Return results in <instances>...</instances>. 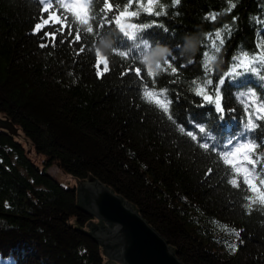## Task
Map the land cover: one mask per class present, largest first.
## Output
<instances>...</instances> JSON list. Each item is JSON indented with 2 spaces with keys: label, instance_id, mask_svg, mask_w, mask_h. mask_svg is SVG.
<instances>
[{
  "label": "trees",
  "instance_id": "trees-1",
  "mask_svg": "<svg viewBox=\"0 0 264 264\" xmlns=\"http://www.w3.org/2000/svg\"><path fill=\"white\" fill-rule=\"evenodd\" d=\"M75 2L0 0V120L21 135L0 126V264L107 261L99 241L69 225L76 217L85 229L97 217L76 205L77 185H63L53 166L76 179L88 170L134 203L184 264H264V205L244 173L225 162L235 153L228 160L248 168L264 191V0H152L150 14L149 0H108L112 10L104 0H81L94 28L87 35L89 25L62 7ZM120 11L138 14L120 18L125 31L147 34L138 62L112 23ZM50 17L37 33L35 24ZM56 29L54 40L45 37ZM77 32L81 40L73 43ZM220 79L224 120L214 105L198 106L203 95L215 100ZM145 91L163 93L156 98L170 101L169 111ZM249 118L258 125L252 131L245 130ZM241 132L239 143L258 144L248 153L260 157L255 172L246 150L236 152Z\"/></svg>",
  "mask_w": 264,
  "mask_h": 264
},
{
  "label": "water",
  "instance_id": "water-1",
  "mask_svg": "<svg viewBox=\"0 0 264 264\" xmlns=\"http://www.w3.org/2000/svg\"><path fill=\"white\" fill-rule=\"evenodd\" d=\"M0 126L18 134L8 118L0 120ZM25 141L28 144L27 138ZM87 172L88 177L77 178L76 205L97 219H90L85 229L77 224L76 217L68 221L71 227L99 241L103 254L108 256L105 264H184L177 256V248L143 217L134 203Z\"/></svg>",
  "mask_w": 264,
  "mask_h": 264
},
{
  "label": "snow or ice",
  "instance_id": "snow-or-ice-1",
  "mask_svg": "<svg viewBox=\"0 0 264 264\" xmlns=\"http://www.w3.org/2000/svg\"><path fill=\"white\" fill-rule=\"evenodd\" d=\"M94 2H95V0H93V3ZM127 2H128V0H126V3ZM179 2H180V0H175L176 4H179ZM62 7L65 8V9H68L70 12H72L73 16H74V19L76 21H78L80 24L89 25L87 27V29H86L85 35L91 34V33L94 32V28L90 24V12H89V5L88 4L81 2V0H76L75 3L63 4ZM233 7H234V5H233ZM104 8H105V10H112V4L110 2H108V0H104ZM152 10H153L152 9V0H149L148 7L145 8L144 11L146 13L150 14L152 12ZM44 11H48V8L45 7ZM137 15L138 14L135 11L130 12V13L127 12V11H120L119 15L117 17L113 18L112 23H114L115 25H119V29H118L119 33L122 34V36L124 38H126V40L131 41V43H126L125 47L130 49V50H132V60L138 62V53H137L136 50L139 49V52L143 53L148 48V37H147V34L145 33V34H141V35L137 36L135 31H125V27L126 26L121 23V19H120L121 17H125V16L136 17ZM156 15L159 16L160 13H156ZM51 19H52V17H50L48 20H44L43 23H36L35 24V31L37 33H39L41 31L43 25L49 24ZM212 19L214 20L215 16H213ZM103 20L107 21V16L106 15L104 16ZM103 26L104 25H103L102 21H98L97 22V28H103ZM147 26L148 25H145V28ZM127 27L130 28V29H136L137 25L129 24V25H127ZM56 31H61V30L60 29H56L52 33H45L44 35H45V37H48L49 35H51L52 39L54 40ZM68 35L72 36V33L69 32ZM216 35L219 36L220 33L217 32ZM80 40H81V35H80L79 32H77L76 35L74 36V39H73L72 42L73 43L74 42H79ZM61 42L63 43L64 41L62 40ZM155 43H156V45H158V42H155ZM41 46L43 47L44 45H41ZM81 51H83V47L81 48ZM119 56L120 57H127V56H129V52L128 51H120L119 52ZM100 60L104 61V58L101 57ZM259 60L261 61L262 66H264V55H261L259 57ZM99 63H100V61H97V66H99ZM104 63H107V61H104ZM160 67H161V65L158 63L156 65V68L159 69ZM107 71H108V69L105 68L103 71L100 72V76L102 77L104 75V73L107 72ZM140 71H141V68L139 66H135L133 75L138 76ZM171 71L173 73H175L177 71V69L176 68H172ZM244 71L247 72V71H249V69L247 67H245ZM251 71L252 72H256V69L252 68ZM152 73H153V68L151 67V65H149L147 67V69H146V74L150 75ZM207 83L211 84L212 81L209 80V81H207ZM225 83H226V81L224 79H220L218 81L217 89L214 90V95L216 96L215 100L213 99L212 95H203L202 96V101L198 105L199 107H206V106H213L214 105V109L213 110H214L215 113L219 114L218 118L221 119V120H224L225 118H224V115H223L224 108H223L222 103H221V98L219 96L218 89H219V86L224 85ZM201 94L202 93H201L200 90L196 91V95L199 96ZM143 95H144V97L146 99H149V102H152V100H154V103L156 105H158L159 108L162 109L164 113H167L169 111L170 101L165 102V100H163V99L156 98L158 96H163L164 95L163 93L154 94V93H152L150 91H145ZM260 111L264 112V107H262L260 109ZM258 119H264V116H260V117H258ZM257 126L258 125L253 123L251 118H249L247 124L245 125V130L246 131H252ZM180 131H184V129H180ZM200 131L203 132L204 129L201 128ZM187 135L189 137H192L193 140H195V137L192 136V132L191 131H189L187 133ZM243 136H244V132H241L238 137H234L236 142L239 144V147L236 148V152H240L241 150H246L245 151V155H244V159L248 163H251L253 165L252 171L255 172V165L258 163L260 157L257 156V159L253 160V159L250 158L248 153L255 152L256 148L258 147V144H256V143H239L240 137H243ZM261 143H264V141H261ZM201 147L207 149L209 147V144L207 142H204V143H202ZM213 147H215V145ZM228 155H235V153H232L230 151L227 152L225 154V162L229 163V164H232L236 173H240V172L244 173V183L248 186V191H250L253 194L258 195L259 196V203L261 205H264V191H262L261 188L257 187V185L253 182V180L248 178L249 169L248 168L241 169L240 167H237L236 164L234 163V161L228 160ZM261 173H264V168H261ZM230 183L232 185H236L237 181L235 179H232L230 181ZM260 184L262 186H264V180H261ZM249 199H254V197H249ZM237 235H239V233H237Z\"/></svg>",
  "mask_w": 264,
  "mask_h": 264
},
{
  "label": "rangeland",
  "instance_id": "rangeland-1",
  "mask_svg": "<svg viewBox=\"0 0 264 264\" xmlns=\"http://www.w3.org/2000/svg\"><path fill=\"white\" fill-rule=\"evenodd\" d=\"M24 139V138H22ZM33 159L36 161L35 163L42 165V162L40 161V158L33 152L32 154ZM50 173L53 174L58 178V180L65 185L66 187H73L77 185V179L73 177L71 174L65 173L62 169H60L58 166H53L49 169ZM108 260V259H107ZM116 261V260H115ZM117 264H123L121 262L116 261Z\"/></svg>",
  "mask_w": 264,
  "mask_h": 264
},
{
  "label": "clouds",
  "instance_id": "clouds-1",
  "mask_svg": "<svg viewBox=\"0 0 264 264\" xmlns=\"http://www.w3.org/2000/svg\"><path fill=\"white\" fill-rule=\"evenodd\" d=\"M161 58H162L161 56L157 55L156 57H154V60H159Z\"/></svg>",
  "mask_w": 264,
  "mask_h": 264
}]
</instances>
